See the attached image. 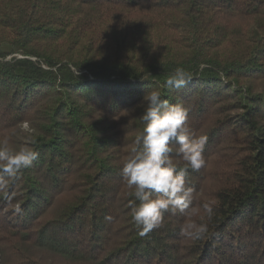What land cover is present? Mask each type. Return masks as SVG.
Listing matches in <instances>:
<instances>
[{
    "label": "trees",
    "instance_id": "obj_1",
    "mask_svg": "<svg viewBox=\"0 0 264 264\" xmlns=\"http://www.w3.org/2000/svg\"><path fill=\"white\" fill-rule=\"evenodd\" d=\"M152 89L207 138L186 176L192 207L214 209L191 217L201 239L179 212L146 235L129 215L120 168ZM9 134L38 156L0 170V264H264V0H0Z\"/></svg>",
    "mask_w": 264,
    "mask_h": 264
},
{
    "label": "clouds",
    "instance_id": "obj_2",
    "mask_svg": "<svg viewBox=\"0 0 264 264\" xmlns=\"http://www.w3.org/2000/svg\"><path fill=\"white\" fill-rule=\"evenodd\" d=\"M76 72L79 75L78 69ZM189 79L190 73L177 67L167 76L166 85L180 89ZM161 97L159 89L144 94L138 105H143L139 116L142 129L121 164V178L134 197L129 215L140 234L146 235L163 225L165 212H179L187 217L180 234L201 239L209 231L208 224L191 217L202 212L211 220L214 209L210 202L200 208L192 207L194 189L187 185L186 176L189 167L198 171L205 166L203 150L207 138L189 127L188 109L182 103L171 104ZM37 156L30 145L11 147L7 137L0 139V170L6 173L15 174L30 167Z\"/></svg>",
    "mask_w": 264,
    "mask_h": 264
},
{
    "label": "rangeland",
    "instance_id": "obj_3",
    "mask_svg": "<svg viewBox=\"0 0 264 264\" xmlns=\"http://www.w3.org/2000/svg\"><path fill=\"white\" fill-rule=\"evenodd\" d=\"M20 131L23 133L30 132V130L26 124H24L20 127ZM7 138L9 139V142H12L13 140H18L20 137H19V135L17 137H14L12 134L11 135L9 134Z\"/></svg>",
    "mask_w": 264,
    "mask_h": 264
}]
</instances>
